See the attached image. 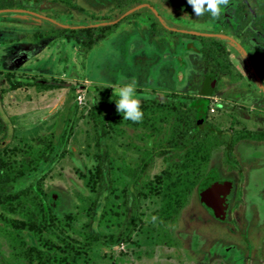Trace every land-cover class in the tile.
<instances>
[{"label":"rangeland","instance_id":"obj_1","mask_svg":"<svg viewBox=\"0 0 264 264\" xmlns=\"http://www.w3.org/2000/svg\"><path fill=\"white\" fill-rule=\"evenodd\" d=\"M57 1H19L27 5L25 11L0 8V114L10 140L5 157L17 165L25 144L42 146L36 142L38 136L54 146L48 160L18 179L14 187L43 173L51 209L57 214L75 212L73 224L80 226L88 218L87 207L96 189L92 107L119 119L122 132L111 131L104 141L111 176L120 186L130 178L125 167H135L142 146L148 144L140 136L142 127L125 124L130 108L146 100L172 99V93L198 94L213 75L209 120L229 131L263 132L258 138H239L232 148L231 164L224 158L223 146L210 155L209 166L219 171V178L241 185L239 207L231 208L229 193L228 206L223 209V204L222 212L214 214L201 202V188H192L168 225L173 242L166 244L156 241L162 196L142 197L139 219L129 238L111 247L96 245L78 255L76 264H264V226L244 227V238L230 222L234 214L242 220L244 208L252 207L244 199L248 189L262 185L256 179L264 171V0H69L76 5L71 14L53 20L35 15L57 11L68 0ZM120 13L113 30L90 48L66 33L32 38L35 31L55 22L88 25ZM204 34L227 41L228 62L218 76L202 54L183 47L190 41L201 45L198 35ZM231 40L245 53L251 48L250 63ZM9 79L29 84L11 89ZM68 130L66 151L59 156L63 132ZM163 166L161 157L155 156L143 176L152 177ZM225 196L221 194L222 202ZM219 214L225 216L223 220ZM97 229L114 230L104 225ZM0 251H8L2 236Z\"/></svg>","mask_w":264,"mask_h":264},{"label":"trees","instance_id":"obj_2","mask_svg":"<svg viewBox=\"0 0 264 264\" xmlns=\"http://www.w3.org/2000/svg\"><path fill=\"white\" fill-rule=\"evenodd\" d=\"M19 1L27 4L36 0H0V8L29 10L25 3ZM58 3L57 0H51V4ZM75 7L68 0L57 11L35 15L53 20L63 14H71ZM119 15L121 13L88 25L66 26L55 22L51 27L35 31L32 38L38 40L42 36L66 33L84 47L90 48L113 30L117 25L114 19ZM162 28L165 29L164 26ZM198 38L201 45L195 46L190 41L183 47L202 54L210 61L212 73L218 76L228 62L225 42L210 35H198ZM211 80L210 75L198 94L172 93L175 96L172 99L146 100L130 108L129 117L124 122L133 127H142L143 133L140 136L148 144L142 146L143 154L136 166L125 167L130 178L121 181L120 186L116 184L119 181L111 176V159L104 141L109 132H122L118 125L119 119L104 114L95 105L92 107L90 119L96 129L97 145L94 172L96 189L87 207L88 218L80 226L73 224L77 219L75 212L57 214L51 209L47 192L43 188V173L21 187H14L18 179L48 160L54 146L46 137L38 136L36 142L42 146L25 144L19 151L18 164H13L5 157L10 140L6 139L7 123L0 114V236L5 239L8 247L7 253L0 251V264H76L78 255L96 245L111 247L127 240L139 219L140 199L152 194L162 196L158 208L156 241L171 244L173 241L168 225L184 206L187 194L192 188L198 191L204 176L212 169L209 166L211 152L223 146L224 158L231 164L234 161L232 148L239 138H258L263 135L261 131L254 135L229 131L217 127L209 120L210 98L214 88ZM9 81L8 88L11 89L29 84L13 79ZM68 135L69 130L63 132V146L59 156L66 151ZM155 156L161 157L164 166L152 177L143 176L145 168ZM199 196L201 202L217 214L202 191H199ZM100 225L113 227L114 230H98Z\"/></svg>","mask_w":264,"mask_h":264},{"label":"flooded vegetation","instance_id":"obj_3","mask_svg":"<svg viewBox=\"0 0 264 264\" xmlns=\"http://www.w3.org/2000/svg\"><path fill=\"white\" fill-rule=\"evenodd\" d=\"M231 24H233V23H231ZM204 35H206V34H204ZM210 36H214V35H210ZM228 40H230V39H228ZM231 41L235 42V40H231ZM242 41H244V40L242 39ZM224 42L226 45L227 41H224ZM235 44L237 45V48L240 49V47L238 46V44L236 42H235ZM227 50H228V52L230 51L229 48H227ZM239 52L242 55V57L245 58V61L247 63H250L249 53L251 52V48H249V51H248L249 53H245L241 49L239 50ZM261 91L264 92V85L262 86ZM257 174H260V171ZM261 175H262V178L261 179L258 178L256 180H257L258 184L260 182V184H262V185H256V187H253L251 189L249 188L248 192L246 193V194H248V198H244L245 200L248 199V200H246V201H248L247 204H249V202L251 201L252 207L251 208L250 207L244 208V214L245 215H243L242 220L238 219V216H236L235 214L233 217H231L232 219H230V222L233 223V225H234L233 228L239 237L245 238L246 234L244 233V230H243L244 227H246L249 230L250 229L253 230V229H255V227L259 228V227H261V225L264 226V185H263L264 184V171ZM218 176L219 177L221 176L219 171H218ZM220 179H222V178H220ZM226 180H230V187L226 193L222 194V195H226L225 200L222 202V205L223 204L225 205L223 207V209H225L228 206L227 197H228L229 193L232 194V197H233V199L231 201V208L235 209L236 207H239V203L242 201V187H241V185H238V183H237V185H233L232 179L226 178ZM218 216H219V218H218L219 220H223V218L225 217V216H221L220 214ZM245 243H246L245 245L247 247H249L248 242H245Z\"/></svg>","mask_w":264,"mask_h":264},{"label":"water","instance_id":"obj_4","mask_svg":"<svg viewBox=\"0 0 264 264\" xmlns=\"http://www.w3.org/2000/svg\"><path fill=\"white\" fill-rule=\"evenodd\" d=\"M211 78H214V76L211 75ZM212 84L213 79L211 80V85ZM229 184V181H227L226 179H220L218 176V172L214 169L208 171L201 182L200 188L202 193L208 200V203L213 208V210L218 213L222 212L221 194L227 191Z\"/></svg>","mask_w":264,"mask_h":264}]
</instances>
